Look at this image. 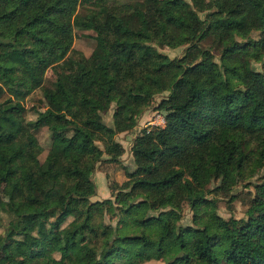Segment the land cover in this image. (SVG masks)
Here are the masks:
<instances>
[{
    "label": "trees",
    "instance_id": "1",
    "mask_svg": "<svg viewBox=\"0 0 264 264\" xmlns=\"http://www.w3.org/2000/svg\"><path fill=\"white\" fill-rule=\"evenodd\" d=\"M82 1L0 0V185L13 186L0 211L20 222L0 237V264L44 256L47 236L67 216L78 224L54 236L77 260L67 264H264V0H190L197 11L166 0L167 17L192 33L186 52L172 59L154 47L165 31L156 0L91 3L78 14ZM74 26L95 33L93 52L64 61L43 91L47 107L26 120L22 96L66 57ZM252 31L258 40H236ZM209 36L220 46L218 62L201 46ZM251 59L262 61L260 69ZM155 95L165 124L134 139V169L117 206L91 202L101 156L95 142L115 146L112 136ZM111 103L112 126L100 115ZM43 124L51 147L41 162L31 131ZM252 174L259 182L247 216L217 214L207 194ZM214 181L220 185L208 189ZM182 203L192 226L181 224ZM103 205L119 209L120 224L103 223ZM34 231L37 250L23 237Z\"/></svg>",
    "mask_w": 264,
    "mask_h": 264
},
{
    "label": "rangeland",
    "instance_id": "2",
    "mask_svg": "<svg viewBox=\"0 0 264 264\" xmlns=\"http://www.w3.org/2000/svg\"><path fill=\"white\" fill-rule=\"evenodd\" d=\"M111 0H84L77 7L78 14H84L88 7L93 4L106 5ZM122 2H128L130 0H120ZM159 8V14L162 18L165 31L162 35V40L159 43L154 44L155 48L167 55L169 58L181 57L187 50L191 42V30L185 25L179 24L170 20L164 10L166 0H156ZM188 2L193 10L198 9V5H192L190 0H184ZM208 1V0H207ZM260 33L258 31H252L246 38H236L240 43L247 42L248 39L258 40ZM96 45V35L91 30H82L78 27H73L72 44L66 57L60 63L48 68L42 79L35 88L25 92L21 98L23 106L26 108L27 113L25 115L26 120H35L38 116V112L45 110L47 104L43 97V91L52 89V83L58 75L63 73L64 61L79 62L83 57H89L93 52ZM203 48H210L213 54L212 59L216 62L219 61L220 46L216 43L215 36H209L201 42ZM199 59V58H198ZM252 67L260 69L262 61L255 59L248 60ZM237 82L232 81V86H235ZM162 96L155 95L148 105L143 107L141 112L133 119L132 126L125 130L117 131L112 136V143L114 145L106 146L104 142L96 141L95 143L101 150L100 160L95 164V170L93 172L92 179L95 184V195L90 199L91 202H103L105 199H110L114 206H117L118 197H122L124 190L122 187L129 179L128 173L134 169L133 157L131 147L134 139L139 136L143 130H152L156 127H163L165 124L163 113L157 110V104L161 100ZM115 110V103H111L105 111H100V115L107 125L112 126L113 112ZM34 136L37 149L35 152L36 157L42 162L48 154L51 147V134L46 125H40L38 129L31 131ZM114 159V160H113ZM117 159V160H116ZM259 182L258 175L252 174L248 178L244 177L239 179L236 184L228 189L214 190L215 185H220L217 181L208 185V189H213L207 197L211 198L215 204L216 213L224 218L240 219L247 216V209L250 205L251 199L255 196L254 183ZM12 183L7 181L0 185V198L6 202L9 199ZM98 207V205H96ZM102 220L104 224L115 226L119 223V217L121 212L118 208H115V212H110L106 205L101 208ZM181 214L183 225H193L192 223V211L189 209L186 203L181 204ZM55 217L49 221L54 220ZM14 224L19 230L20 222L18 219L9 212L0 211V237L5 234V227L8 223ZM71 224H78L77 219L73 216H67L61 220L58 228L53 229V234L47 236L46 241L50 242V246H46L44 256H41L38 260H32L31 264H42V262H48L50 264H67L70 261L76 262L71 253H66L62 250L61 241L55 239V235H59L66 227ZM120 224V223H119ZM47 227L49 225L47 224ZM49 229V228H48ZM22 237V236H21ZM24 240L29 246L34 249H38L40 246V235L37 231L32 232L28 236H23ZM9 242V241H7ZM70 262V263H71ZM137 264H164V259H148Z\"/></svg>",
    "mask_w": 264,
    "mask_h": 264
}]
</instances>
